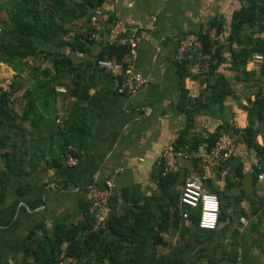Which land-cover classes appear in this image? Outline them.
I'll return each mask as SVG.
<instances>
[{"label":"crops","instance_id":"1","mask_svg":"<svg viewBox=\"0 0 264 264\" xmlns=\"http://www.w3.org/2000/svg\"><path fill=\"white\" fill-rule=\"evenodd\" d=\"M81 1L76 0V3ZM243 3L242 0H102L100 6L120 19L125 25V34H133L137 41L133 67L142 73L146 83L135 95L116 91L120 69L113 71L96 64L107 46V26L91 43L80 44L76 49L68 44L44 48L48 52L46 58L36 53L29 58L21 74L20 88L13 95V108L19 119L24 114L25 90L36 83L43 68L50 66L59 54L69 60L63 69L65 76L61 77L67 86L57 85L66 92L56 91L47 108L46 113L56 125H35L28 118H17L13 125V139L22 144L28 161L26 169L30 172L24 176L7 174L3 192L0 191L3 195L0 264L32 261L30 249L46 236L51 242L55 241L56 224L62 223L68 228L84 213L91 212L90 188L102 186L109 178L112 180V213L119 216L135 206L151 207L157 217L156 229L164 240L176 234L187 235L196 242L194 226L188 218L183 217L181 222L175 220L172 214L175 205L159 187L160 156L166 149L189 148L195 139H201L200 143L206 145L217 129L234 138L231 157L225 165L209 169L196 159L179 156L178 177L172 191L179 195L187 178L204 176V189L216 194L220 204L225 196L229 201L225 209L229 219L220 221L215 230L225 232L248 226L247 229H256L261 235L264 215L261 221L257 218L259 211L255 201L264 198V185L257 182L255 174L264 138L261 119L264 115V68L251 56L243 65L235 67L234 64L235 58L243 55V48L252 46L250 40L264 41V31L251 33L249 29H242L238 35L243 41L231 43L232 14ZM214 18L222 22L217 36L221 53L218 67L201 79L188 70L181 79L178 65L173 61L178 38L184 33L199 31ZM84 20H78L72 32H85ZM79 46L85 49H78ZM0 67L2 76L13 78L15 71L10 66L0 63ZM219 78L228 91L220 101H208L212 93L206 92L205 87ZM74 81L86 86L91 97L77 106L83 109L89 133L82 148L84 155L77 164L68 165L62 158L64 137L59 129L62 123H57L56 119L63 122L74 107L76 97L69 93ZM4 82L1 86L10 81ZM181 83L189 97L204 102L197 106L189 128L186 113L179 108ZM256 100L262 103L254 105ZM186 106L188 110L192 107L189 103ZM175 204L180 212L184 210L180 199ZM165 210L171 212L167 218ZM30 230H34V234L28 237ZM70 260L74 259H64Z\"/></svg>","mask_w":264,"mask_h":264},{"label":"trees","instance_id":"2","mask_svg":"<svg viewBox=\"0 0 264 264\" xmlns=\"http://www.w3.org/2000/svg\"><path fill=\"white\" fill-rule=\"evenodd\" d=\"M242 1L244 3L232 14L231 18L229 39L232 44H239L243 41L238 35L242 29H249L251 33L255 30L264 31V0ZM101 2L102 0H83L80 3H76V0H0V63H6L15 71L12 81L7 84L10 91L0 87V191L3 192L7 174L24 176L30 172L26 169L28 165L26 152L22 150V144L19 140L13 139L12 134L13 125L17 122V118L19 119L13 108L15 101L13 95L20 88L21 74L24 72L29 58L34 53L46 58L48 52L46 53L44 48L60 47L63 44L75 48L80 44L91 43L93 30L88 19L94 8L101 7ZM80 19H85L84 22L87 24L85 32H72L74 25ZM208 24L216 28L217 34L221 32L222 22L220 19L214 18ZM201 38L203 51L211 53L210 70L204 76L207 77L218 67L221 61V53L217 46V40L212 42L207 34H203ZM250 42L252 46L244 47L243 55L235 58V67L239 64L243 65L245 60L254 52L264 54V41L256 40L254 42V40H250ZM79 47L77 48L85 49ZM127 50V44H107L96 59V64L98 59H111L114 62H120ZM68 62L69 60L65 55L59 54L51 61L50 66L43 68L41 77L24 92V114L19 120L28 118L35 125L42 123L50 126L55 124L46 112L51 102L50 99L54 97L57 91V85L65 84L67 86L61 77L65 76L63 69ZM176 64L178 65V73L183 79L189 68L186 62ZM262 67L264 68V63ZM36 69L37 67L34 68V70ZM124 72L125 65L122 66L119 82ZM78 76L80 77V74ZM78 83V81H74L72 90H69V93L76 97L74 107L68 111L64 121L59 126L64 137L62 143L63 160L69 145L79 149L85 147L89 133L83 109L77 106L80 102L89 101L91 97L88 88L79 86ZM221 84L225 83L219 78L213 85L209 83L206 85L205 91L212 93L208 101H220L221 96L228 91ZM181 89L182 98L179 108L181 111H185L188 121L187 128H189L192 126L197 106L203 105L204 102L200 98L189 97L182 83ZM217 89L220 90L217 91ZM187 103L192 106L190 110L185 108ZM261 103L262 101L256 100L254 105ZM262 107H264L263 104ZM261 119L264 120V115L261 116ZM220 130L217 129L209 136L207 147L214 143ZM247 141L250 145L249 136ZM200 142H202L201 139H195L189 149L194 148ZM178 149L181 148L177 147ZM83 153H85L84 150ZM177 177V172L162 174V167H159L157 178L159 187L162 193L175 205L173 217L178 222L184 221L182 212L186 210L188 221L196 229L195 233L193 232L196 243L213 240L216 235L215 229H202L198 226L199 208L185 205L184 210L180 212L176 206L175 203L178 202L180 194L176 195L172 191V186ZM220 194L224 195V192H220ZM2 199L3 195L0 194V202ZM228 203V197L225 196L224 202L220 204L218 224L220 221L229 219V214L225 211ZM255 204L259 211L257 218L261 221L264 215V198H257ZM170 215V210H165V218ZM92 219L93 216L90 212L84 213L78 221L68 228L62 223L56 224L55 241L51 242L46 236L35 248L30 249L32 261L25 264H189L184 260L183 253L190 246L189 241H192L191 239L184 244V249L174 247L166 253L156 254L157 246H168L169 244L156 229L157 217L151 207L135 206L127 213H122L119 216L111 213L105 230L85 234L84 231L92 225ZM32 234H34V230H30L28 237H31ZM64 242L66 244L63 245ZM257 248L264 252L261 245H257ZM66 257L74 259L73 262L64 261ZM233 259H236V256Z\"/></svg>","mask_w":264,"mask_h":264},{"label":"built area","instance_id":"3","mask_svg":"<svg viewBox=\"0 0 264 264\" xmlns=\"http://www.w3.org/2000/svg\"><path fill=\"white\" fill-rule=\"evenodd\" d=\"M89 24L92 28L91 38H97L103 27L107 30V44H127L128 50L121 57L120 62L111 59H98L97 65L111 69L121 70L125 65V72L121 81L116 86V91L120 94L135 95L146 83V79L141 72L134 70L133 62L137 56V41L133 34H125V25L102 7L94 8L89 15ZM207 34L212 41L217 40V31L213 26L205 24L197 32H187L182 34L177 40L176 51L173 55L175 63L186 62L191 75L196 78H203L209 73L211 65V53L203 51V41L201 36ZM251 58L264 63V54L254 52ZM188 61V62H187ZM3 90L10 91L8 85L2 86ZM56 90L65 93L63 87H56ZM57 123H62L59 118ZM264 123V120H263ZM261 155L256 163V180L264 185V138L261 143ZM234 150V138L224 130H220L214 143L207 147L204 144H197L194 148L166 149L161 153L160 166L162 174L177 172V159L189 157L198 160L202 166L209 169H217L227 162ZM83 150L77 147L68 146V152L64 156V162L68 165H75L79 162ZM204 176H190L182 186L180 202L193 208H199L198 226L202 229L214 230L218 226L220 201L219 197L204 189ZM91 213L93 216L92 225L84 233L100 232L107 228L108 220L112 213V180H105L102 186L93 185L90 188ZM182 216L188 217V212L183 211Z\"/></svg>","mask_w":264,"mask_h":264},{"label":"rangeland","instance_id":"4","mask_svg":"<svg viewBox=\"0 0 264 264\" xmlns=\"http://www.w3.org/2000/svg\"><path fill=\"white\" fill-rule=\"evenodd\" d=\"M2 74L3 71L0 67V86L1 83H6L7 81H4L7 79L12 81V77H5ZM236 222L238 223L239 219ZM246 227L238 226L234 228L235 232L231 229L225 232L217 229L213 240L202 243H196L193 240L189 241L190 239L187 238V235L175 234V236L171 234L167 240L169 245L157 246L156 254L166 253L174 247L184 249V244L189 241L190 246L183 253L184 260L189 264H264V252L257 248V245H261L264 248V231L261 235H258L256 229L253 231ZM200 239L202 238L200 237ZM244 253L246 255H243ZM234 256H236V259H233ZM71 262L73 260L67 263Z\"/></svg>","mask_w":264,"mask_h":264},{"label":"water","instance_id":"5","mask_svg":"<svg viewBox=\"0 0 264 264\" xmlns=\"http://www.w3.org/2000/svg\"><path fill=\"white\" fill-rule=\"evenodd\" d=\"M222 199V198H221Z\"/></svg>","mask_w":264,"mask_h":264}]
</instances>
